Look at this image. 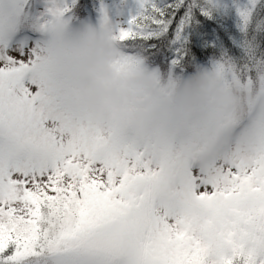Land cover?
Listing matches in <instances>:
<instances>
[{
	"label": "snow or ice",
	"instance_id": "1",
	"mask_svg": "<svg viewBox=\"0 0 264 264\" xmlns=\"http://www.w3.org/2000/svg\"><path fill=\"white\" fill-rule=\"evenodd\" d=\"M26 3L0 0V264H264V52L248 36L264 31V0L238 8L242 55L211 68L254 95L238 122L214 93L190 107L135 88L149 115L107 130L77 95L96 28L70 29L75 0H46L36 16ZM214 4L138 0L114 27L128 53L117 71L171 85L186 26ZM241 139L244 155L231 146Z\"/></svg>",
	"mask_w": 264,
	"mask_h": 264
},
{
	"label": "clouds",
	"instance_id": "2",
	"mask_svg": "<svg viewBox=\"0 0 264 264\" xmlns=\"http://www.w3.org/2000/svg\"><path fill=\"white\" fill-rule=\"evenodd\" d=\"M114 24H100L85 46V58L79 66L77 95L80 104L90 114L93 124L107 130L112 117L119 118L125 128L136 127L149 115V105L137 99L132 89H143L152 97H159L167 89L173 99L188 106L203 104L218 86L213 73L207 68H194L190 73H178L171 85L156 84L137 73L117 71L114 62L128 55L124 47L113 38ZM233 94H237L233 90ZM255 102V97L245 93ZM232 150L247 154V143L241 139L232 143Z\"/></svg>",
	"mask_w": 264,
	"mask_h": 264
},
{
	"label": "trees",
	"instance_id": "3",
	"mask_svg": "<svg viewBox=\"0 0 264 264\" xmlns=\"http://www.w3.org/2000/svg\"><path fill=\"white\" fill-rule=\"evenodd\" d=\"M99 2L100 0H75L68 13L69 16L72 15L69 27H80L85 17L88 18L89 24H92L93 18L99 12ZM159 2L163 4L166 0H159ZM137 11L138 9L134 12L133 16L136 15ZM232 12L231 8H227L222 17L217 15L216 17H211L210 15H203L199 10L195 11L194 18L186 26L181 41L185 53L182 60L184 74L192 72L194 68H207L211 71L214 62L217 60L224 57H230L235 60L242 55L241 42L245 34L241 31L239 15L235 16L238 19L236 20L237 23L234 26L232 25ZM248 36H254L259 50L264 52V31L254 32L253 26H250ZM153 42L152 40L147 41L149 44ZM178 46L177 44L169 46L168 50L171 55L176 54L174 49ZM177 71L179 72L180 69L178 68ZM213 75L215 74L213 73ZM222 80L226 88L228 100L230 101L229 103L233 109H236L237 98L233 99V90L242 88L243 86L238 82H226L223 78ZM241 92L244 93L245 97V93H250L246 89H242ZM250 94L253 95L252 93Z\"/></svg>",
	"mask_w": 264,
	"mask_h": 264
},
{
	"label": "rangeland",
	"instance_id": "4",
	"mask_svg": "<svg viewBox=\"0 0 264 264\" xmlns=\"http://www.w3.org/2000/svg\"><path fill=\"white\" fill-rule=\"evenodd\" d=\"M69 4L72 3V0H67ZM247 0H215L214 7L210 13L211 17L220 16L226 12L227 8L232 9V25L234 26L236 22L235 16L238 15V8L246 4ZM89 3V2H88ZM97 3V2H96ZM90 4V3H89ZM99 12L96 14V18H93L92 24H89L87 17H85L83 24L78 27H70L72 31L79 32L83 31L89 27L97 28L100 25L101 17L103 13H106L110 21L115 25H120L121 27L127 26L129 19L133 16L134 12L138 9V0H100L98 3ZM46 0H27V3L24 5V11L27 14L32 16L39 15L45 11ZM103 10V12H102ZM72 17V15H70ZM218 86L212 91L214 93L220 104V109L224 113L225 117L230 123H236L246 111L249 99L244 96V93L241 92L242 88H236L237 94L234 95V100L237 98L236 109H233L228 100L227 92L223 80L221 77L214 75ZM240 93V96H239ZM233 96V94H232Z\"/></svg>",
	"mask_w": 264,
	"mask_h": 264
}]
</instances>
